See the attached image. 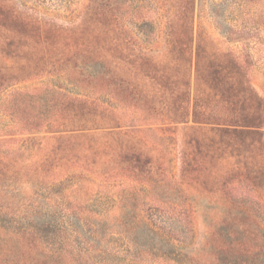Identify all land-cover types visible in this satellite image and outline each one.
I'll return each instance as SVG.
<instances>
[{
  "label": "trees",
  "instance_id": "obj_1",
  "mask_svg": "<svg viewBox=\"0 0 264 264\" xmlns=\"http://www.w3.org/2000/svg\"><path fill=\"white\" fill-rule=\"evenodd\" d=\"M143 2L149 7L153 4L160 5L162 9L170 5V18H164L169 31L167 44L159 49L161 52L167 50L181 54L186 60L187 79L181 80L180 75L165 72L166 63H158L152 56L149 58L151 54L148 55L145 48L138 46L133 41V36L126 37L125 29H122L120 21L116 19L120 18L117 9L112 6L92 2L88 5V11L84 13L81 24L70 28L60 26L49 28L43 20L24 18L26 15L9 0H0V29L7 34L10 33L4 39H0V53L4 59V64H0V94L18 82L23 75H37L42 70L51 71L69 61L70 65H75L88 76H95L97 73L103 78L112 76L110 82L116 87H122L124 91V86L130 85V79L123 70L125 65L129 64L128 56L134 55L132 51L130 53L133 49L138 56L135 57L136 62L140 61L138 70L153 84L161 87L163 92L168 91L174 97L172 107L159 102L161 106L154 105L150 108L156 112L161 107V114L165 115V122H162L160 130H169L171 125L176 124L190 130L192 135L178 150L179 174L176 176L168 177L169 168L166 167L164 154L158 147H154L148 153L152 161L143 170L144 178L147 183L153 181L154 185L167 191L163 197L164 201H156L148 211L140 208L144 203L140 204L136 200V195L129 192L123 184L128 182L138 185V189L144 193L148 192L151 186L135 182L130 174L119 180V186L122 184L125 193L117 197L119 205L113 217L118 215L121 219H116V222L127 226L125 234L120 235L128 240V244L133 245L135 238L140 234L143 237V242L139 246L142 252L147 255L162 252L164 258H180L179 260H183L182 264H236L237 242L240 236L238 218L242 217L249 227H256L258 224L254 222L253 212L242 213L237 209V197L232 193L237 182L231 178L239 172L237 151L243 149L242 147L251 148V153H247V160L243 164L244 174L251 184V188L248 187L262 193L261 198L264 201V98L258 93L249 76L250 58L248 60L247 56L250 55L251 44L245 45V51L248 52L244 56H237L235 50L224 48L212 31L216 29L223 35H230L231 40L236 37L237 31L239 34L249 32L248 25L240 26L233 23V18L239 14L243 18H264V0H143ZM205 12L209 18L203 17ZM150 17L141 18L140 28L153 27ZM23 35L28 42L22 40ZM104 38L107 41L101 44L100 40ZM19 40L25 43L20 45ZM245 40L249 41V38ZM96 49L107 52L106 58L99 62L103 65L102 71L96 70L98 64L96 57L92 55ZM40 54L44 59L34 65L35 58ZM169 84L174 87L171 89L172 92L169 91ZM136 96L141 102L148 98L143 91L137 92ZM71 103L76 105L73 107L79 111L72 110L69 115L57 116L55 120L46 124L50 131H45V135L80 140L83 136L93 134L92 132L105 131L108 134L129 136L148 132L154 126L144 124L149 129L131 131L127 130L130 126L115 120L116 126L105 124L106 126L100 127L97 125H102V122L93 119L89 103L73 101ZM111 116L108 111L99 109V117L106 118L103 123L112 119ZM253 136H256L257 140L248 143V138ZM124 148L121 147L120 150L125 152ZM54 150L52 148L45 159L58 161L51 155ZM94 150L96 149L90 147L62 150L58 153L63 154L61 161L53 163L52 169H61L64 162L76 163L80 159L83 160L82 154L92 155ZM130 152L126 151V155H133L134 158L131 156L133 161L145 155L142 149L137 150L135 146ZM115 166L114 169L117 170L119 165ZM131 168L135 174L141 173L137 166ZM86 169L73 168L52 184L60 188L64 186L71 188L74 185L77 189L79 179L91 178L93 175L92 171ZM74 179H78L77 182H74ZM195 188L203 192L188 196L186 192ZM94 199H89L88 203L94 202ZM74 202L78 203V200ZM165 204L168 207L175 206L176 209L171 210L170 207L172 212H164L160 206L165 207ZM201 206H207L201 217L208 223L204 226L205 239L202 248L196 252L208 248L212 253L209 260L198 263L184 250L190 246L186 240L190 237L192 227L196 226L195 216ZM211 208L214 211H209ZM82 213L67 208L61 221L54 219L56 223L54 226L53 217L47 214L44 220L41 218L39 221V228L32 231L25 229L21 232L22 238L40 230L52 236L55 232L64 234L61 240H55V244L50 242L48 244L50 249L55 253L61 252V255H53L50 258L41 256L43 258L34 260V257L27 259L22 255H10L14 253L9 252L1 255L3 257L0 258V264H104L97 260V252L101 249L98 245L102 241L105 242L111 232H104L103 228L106 226L104 220L91 218ZM102 213L100 212V215ZM171 234H176L177 238ZM259 234L264 239V231ZM118 235L116 232L111 233L113 237ZM258 247L264 264V244L257 245L249 251L254 252ZM18 251L21 252L20 249ZM32 260L34 261L30 262Z\"/></svg>",
  "mask_w": 264,
  "mask_h": 264
},
{
  "label": "rangeland",
  "instance_id": "obj_2",
  "mask_svg": "<svg viewBox=\"0 0 264 264\" xmlns=\"http://www.w3.org/2000/svg\"><path fill=\"white\" fill-rule=\"evenodd\" d=\"M9 1L26 15V17L23 16L24 18L43 20L49 28L58 26L70 28L81 24L84 13L88 11V5L92 2L97 5L112 6L117 9L116 12L120 18L116 19L120 21L122 29H125L126 37L133 36V41L138 46L145 48L148 55L151 54L148 56L149 58L152 56L156 62L166 63L163 64L165 72L180 75L181 80L187 79L186 60L182 58L181 54L167 50L161 52L159 49L167 44L169 31L164 18H170V5L165 9L154 4L149 7L143 0ZM147 16H151L153 27L140 28L141 18ZM203 17L209 18L208 13L205 12ZM232 22L240 24V26L248 25L250 31L240 34L237 31L236 37L232 40L230 35H223L216 29L212 33L224 48L235 50L237 56H244L248 52V50L245 51L246 46L248 43L251 44L250 55L247 56L248 60L250 58L249 76L258 93L264 98V18H243L239 14L233 18ZM9 34L0 29V39H4ZM25 37L24 35L21 37L23 41H25ZM245 38H249V41H246ZM20 40V45L28 42ZM102 40H100L101 44L107 41L106 38ZM255 40L259 41L255 43ZM131 51L135 56H128L129 64L127 63L123 70L130 79V85L124 86V91L122 87H116L110 82L112 76L103 78L99 73L95 76H88L78 70L75 65H70L69 61L67 64L57 66L56 69L50 68L51 71L42 70L37 75H23L18 82L0 94V258L3 257L2 254L9 252L14 253L10 255H22L27 259L34 257V260L43 258L41 256L50 258L53 255H61V252L55 253L50 249L48 244L49 242L55 244V240H61L64 235L62 233L55 232L52 236L48 232L40 230L37 233H30L24 238L20 235L25 229L32 231L39 228V221L41 218L44 220L47 214L53 217L52 224L54 226L56 224L54 219L61 221L68 208L76 213L80 211L83 212L82 215L104 220L106 222V226L103 228L104 232L119 234L113 237L110 233L108 239L98 245L101 248L99 250H102L97 249L99 262H104V264L183 263V260H179L180 258H164L162 252L149 255L142 252L139 246L143 242V237L140 234L135 238L133 245L128 244V240L120 235L125 234L127 226L116 222V219H121L118 215L113 217L114 211L119 205L117 197L125 193V188L136 195V200L140 204L144 203V206L140 208L145 211L151 209L156 201H164L163 197L166 196L167 191L164 188H159L156 184L154 185L153 181L147 183L144 178L143 170L152 161L148 153L154 147H158V150L164 154L163 160L166 167L169 168L167 170L168 177L176 176L179 174L178 150L183 142L192 135L190 130H185L181 125L177 126L176 124L171 125L169 130H160L162 122H165V115L161 114V107L156 112L151 111L150 108L154 105L161 106L159 102L172 107L174 97L168 91L163 92L161 87L145 78L143 73L138 70L140 61L136 62L137 53L133 49L130 50V53ZM106 54V50L102 49H96L95 54H92L96 57L98 64L96 70H103V65L99 62L106 58ZM38 56L33 62L34 65L44 59L43 55ZM0 64H4L1 53ZM168 87L169 91L174 88L171 84ZM140 91H143L144 95L148 97L143 102L136 96ZM71 101L89 103L88 105L93 111V119L102 122V125L97 126L103 127L109 124L116 126L115 120H119L125 126H130L127 130L142 129L140 131H143L149 129L144 124H154L153 131L130 134L129 136L97 131L92 132L93 134L89 136L81 137L80 140L45 135V131H50L46 124L55 120L57 116L69 115V112H73L72 110L79 111ZM99 109L108 111L113 118L103 123L106 118L99 117ZM254 139L257 140V137H249L248 143ZM134 146L137 150L142 149L145 155H142L140 159L137 157L133 161L131 156L133 158L134 156L126 155V151L131 153ZM72 147H90L96 150L92 155L82 154L83 160L80 159L76 163L64 162L61 169L53 170L51 165L61 161L63 155L58 153ZM121 147H125V152L120 150ZM52 148L55 150L51 155L58 161L53 162L45 159L46 154L50 153ZM242 148L237 151L239 172L231 178L237 182L232 193L237 197V209L242 213L253 212L254 222L258 226L249 227L242 217L238 218L240 236L239 242H237L236 264H262L263 256L259 254V247L254 252L251 251L257 245L264 244L263 236L259 234L264 231V201L261 198L262 193L250 189L251 184L244 174L243 164L247 160V153H251V148ZM116 164L119 165L117 170L114 169ZM134 166L141 170L140 174L132 172L131 167ZM76 167L92 171V177L77 179L78 182L80 181L77 189L74 188V185L71 188L53 186V182ZM128 174L135 182L149 184L151 187L148 192L144 193L138 189V185L129 183L130 186L128 182L123 184L125 188H122V184L119 186V180L121 181ZM77 180L74 179V182ZM202 192L203 190L195 188L186 193L188 196H194ZM89 199H94V202L88 203ZM75 200H78V203H75ZM170 207L167 204L165 207L164 205L160 206L164 212H172L171 210L176 209L175 206ZM186 209L188 210V207ZM206 210L207 206L198 208V214L194 221L196 226L192 227L190 237L186 240L190 246L184 250L188 255H192L198 263L209 260L212 253L208 248L199 251L205 239L204 226L208 223L204 217H201ZM209 211L214 210L211 208ZM100 212H103L102 215ZM100 216L101 218H99ZM107 218L111 220L108 221ZM171 236L177 238L176 234H171ZM22 246L23 251L21 250ZM19 249L21 252L18 251ZM197 249L199 250L196 252ZM248 252L251 253L248 254ZM221 258L223 259V257Z\"/></svg>",
  "mask_w": 264,
  "mask_h": 264
}]
</instances>
